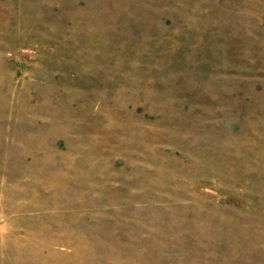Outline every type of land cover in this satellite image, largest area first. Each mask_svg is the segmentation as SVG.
I'll list each match as a JSON object with an SVG mask.
<instances>
[{
  "label": "rangeland",
  "instance_id": "rangeland-1",
  "mask_svg": "<svg viewBox=\"0 0 264 264\" xmlns=\"http://www.w3.org/2000/svg\"><path fill=\"white\" fill-rule=\"evenodd\" d=\"M0 264H264V0H0Z\"/></svg>",
  "mask_w": 264,
  "mask_h": 264
}]
</instances>
